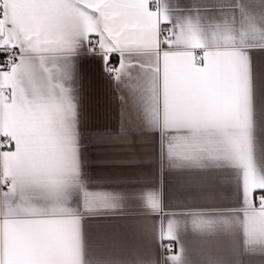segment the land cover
<instances>
[{"label": "snow or ice", "instance_id": "6c2138e0", "mask_svg": "<svg viewBox=\"0 0 264 264\" xmlns=\"http://www.w3.org/2000/svg\"><path fill=\"white\" fill-rule=\"evenodd\" d=\"M95 65L114 96L93 110ZM134 202L264 260V0H0V264H61Z\"/></svg>", "mask_w": 264, "mask_h": 264}, {"label": "crops", "instance_id": "0c3cea01", "mask_svg": "<svg viewBox=\"0 0 264 264\" xmlns=\"http://www.w3.org/2000/svg\"><path fill=\"white\" fill-rule=\"evenodd\" d=\"M91 72V94L86 97V103L95 110L114 94L99 65L93 66ZM142 147L146 159L137 187L150 186L152 179L148 174L151 167L147 160L148 145ZM233 202L226 198L192 199L188 194H178L167 197L164 206L192 209L205 203ZM129 211L133 214L114 223H86L79 246L70 238L64 240L57 250L61 264H264L259 255L251 254L258 252L259 246L246 245L238 230L194 226L191 223L197 215L194 211L167 213L159 220L140 202H134ZM169 218H178L182 223L170 229ZM164 241L174 243L172 252H164Z\"/></svg>", "mask_w": 264, "mask_h": 264}, {"label": "built area", "instance_id": "2783aa9c", "mask_svg": "<svg viewBox=\"0 0 264 264\" xmlns=\"http://www.w3.org/2000/svg\"><path fill=\"white\" fill-rule=\"evenodd\" d=\"M174 247H175V245L173 242L164 241V243H163V250L165 253L172 252L174 250Z\"/></svg>", "mask_w": 264, "mask_h": 264}, {"label": "trees", "instance_id": "16d2710c", "mask_svg": "<svg viewBox=\"0 0 264 264\" xmlns=\"http://www.w3.org/2000/svg\"><path fill=\"white\" fill-rule=\"evenodd\" d=\"M112 62H113V63H117V62H118V58H117V56L113 55V57H112Z\"/></svg>", "mask_w": 264, "mask_h": 264}]
</instances>
